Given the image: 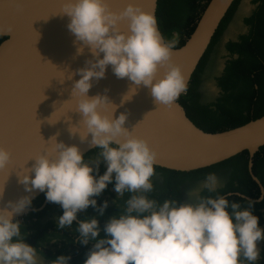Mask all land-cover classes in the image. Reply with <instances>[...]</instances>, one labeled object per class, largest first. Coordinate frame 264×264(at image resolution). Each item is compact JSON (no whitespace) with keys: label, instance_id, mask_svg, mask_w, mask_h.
Wrapping results in <instances>:
<instances>
[{"label":"clouds","instance_id":"1","mask_svg":"<svg viewBox=\"0 0 264 264\" xmlns=\"http://www.w3.org/2000/svg\"><path fill=\"white\" fill-rule=\"evenodd\" d=\"M60 13L69 17L67 28L81 42L77 51L86 45L94 57L75 70L79 79L74 80L72 93L78 97L77 111L85 126L80 140L91 133L88 142L100 151L86 160L78 145L57 142L52 137L55 158L50 159L47 150L36 155L29 171L17 175L18 183L28 193L34 189L44 192L47 201L61 206L59 227L77 221L79 243L94 241L83 264H257L264 228L252 211L254 202L243 198L247 204L242 206L239 200L221 194L218 188L222 183L214 172L189 190L184 201L165 198L160 202L151 197L155 150L124 127L127 113L113 117L116 105L112 104L111 115L99 111L110 103L107 89L88 95L93 79L103 78L111 65L116 77H127L135 85L147 87L156 103L171 104L188 87L181 69L170 61L177 39L166 40L155 13L133 2L116 12L107 0H63ZM122 18L128 20L127 32L117 26ZM161 66L166 69L164 74L154 79ZM125 96L123 99H128ZM10 159V152L0 146V169ZM101 161L106 169L97 175ZM253 179L260 184L258 176ZM113 180L118 196L126 192L130 195L124 200L123 210L106 220L104 235L100 236L97 216L78 220L77 213L92 206L102 216L108 201L97 205L95 197ZM205 191L209 194L201 195ZM31 205L32 196L22 195L0 207V264H45L37 248L25 242L21 222L13 218ZM70 259L60 254L49 264H69Z\"/></svg>","mask_w":264,"mask_h":264},{"label":"water","instance_id":"2","mask_svg":"<svg viewBox=\"0 0 264 264\" xmlns=\"http://www.w3.org/2000/svg\"><path fill=\"white\" fill-rule=\"evenodd\" d=\"M232 1L208 0L188 38L172 48L171 64L181 69L187 85ZM62 2L0 0V36L4 37L0 41V146L11 154L6 167L0 169V207L22 195H30L33 200L42 193L38 189L26 192L17 175L28 172L33 158L46 150L50 159L55 158L52 137L57 142L78 145L83 154L95 147L88 142L91 133L80 140L85 126L77 111L78 97L72 93L73 82L79 79L75 70L94 57L86 45L81 52L77 51L81 42L67 28L69 17L60 13ZM107 2L116 12L133 2L157 17L158 0ZM117 26L127 32V18L120 19ZM165 70L158 67L154 79ZM105 89L110 103L99 107V111L111 115L116 105L113 117L127 113L124 127L144 138L155 150L154 165L194 170L243 151L252 157L264 145V114L230 128L209 131L194 122L180 103L186 92L171 104L156 103L147 87L135 85L127 77H116L111 65L103 78L93 79L88 95L104 93ZM26 211L28 208L13 218Z\"/></svg>","mask_w":264,"mask_h":264},{"label":"flooded vegetation","instance_id":"3","mask_svg":"<svg viewBox=\"0 0 264 264\" xmlns=\"http://www.w3.org/2000/svg\"><path fill=\"white\" fill-rule=\"evenodd\" d=\"M195 81L194 99L185 102V109L189 117L204 129H226L223 127H233L264 114V0L232 1L213 35ZM99 151L98 147H93L83 155L88 160L95 158ZM255 154L251 157L247 152L218 162L220 164L194 170H173L154 165L155 174L151 178L154 189L149 195L160 202L165 198L184 201L189 190L197 188L207 173L214 172L222 183L218 188L221 194L228 195L230 200H239L242 206L247 204L243 198L254 202L252 211L259 217V226L264 228V199H260L264 196V151L257 160ZM105 169L106 164L101 161L97 175L103 174ZM255 176L260 178V184L253 179ZM114 183V180L109 182L95 197L97 205L108 201L102 216L92 206L77 213L78 220L97 216L100 236L104 235L106 220L123 210L124 200L130 195L126 192L123 197L118 196ZM208 194L206 191L201 193ZM62 212L61 206L47 201L42 192L32 200L28 211L16 219L23 226L22 232L26 233L25 242L37 248L45 264L60 254L71 257L69 264H83L94 241L79 243L75 220L70 226L59 227L57 218ZM258 247L260 257L257 264H264V240L258 242Z\"/></svg>","mask_w":264,"mask_h":264},{"label":"trees","instance_id":"4","mask_svg":"<svg viewBox=\"0 0 264 264\" xmlns=\"http://www.w3.org/2000/svg\"><path fill=\"white\" fill-rule=\"evenodd\" d=\"M207 2L208 0H158L157 21H158V26L164 38L166 40H170L175 37L177 39V43L175 45L182 44L194 29L195 24L198 18L200 17L202 11L204 10ZM181 16H183V18H181ZM3 38H4L3 36H0V41ZM204 56L202 57L199 65L197 66L196 71L192 75L186 93L182 94L179 99L180 103L184 108H186L185 102L188 99L190 98L194 99L195 93L192 89L195 88L196 73L199 72V69L203 64ZM229 127H232V125L231 126L227 125L223 128H229ZM206 129L207 128H205V130ZM207 130L212 131V129H207ZM263 151H264V145L263 147H261V150L255 154L254 157H256V160H257V156L259 157V154ZM246 154L247 151H243L233 156L232 158L240 157Z\"/></svg>","mask_w":264,"mask_h":264}]
</instances>
